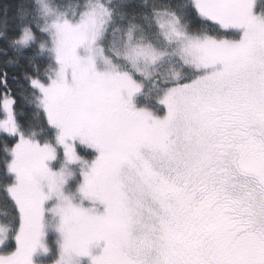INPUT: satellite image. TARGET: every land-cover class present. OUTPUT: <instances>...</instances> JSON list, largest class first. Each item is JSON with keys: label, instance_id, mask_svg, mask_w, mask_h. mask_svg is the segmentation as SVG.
I'll return each instance as SVG.
<instances>
[{"label": "snow or ice", "instance_id": "snow-or-ice-1", "mask_svg": "<svg viewBox=\"0 0 264 264\" xmlns=\"http://www.w3.org/2000/svg\"><path fill=\"white\" fill-rule=\"evenodd\" d=\"M0 210V264H264V0L0 7Z\"/></svg>", "mask_w": 264, "mask_h": 264}, {"label": "trees", "instance_id": "trees-1", "mask_svg": "<svg viewBox=\"0 0 264 264\" xmlns=\"http://www.w3.org/2000/svg\"><path fill=\"white\" fill-rule=\"evenodd\" d=\"M13 4V0H0V7H3V8H10L11 5ZM31 113L30 111L28 112V116L30 117ZM3 210H0V217L3 216ZM2 222V221H0Z\"/></svg>", "mask_w": 264, "mask_h": 264}]
</instances>
